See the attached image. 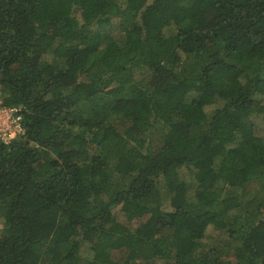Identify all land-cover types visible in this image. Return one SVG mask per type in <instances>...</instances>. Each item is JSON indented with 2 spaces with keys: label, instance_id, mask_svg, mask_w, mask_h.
I'll list each match as a JSON object with an SVG mask.
<instances>
[{
  "label": "trees",
  "instance_id": "obj_1",
  "mask_svg": "<svg viewBox=\"0 0 264 264\" xmlns=\"http://www.w3.org/2000/svg\"><path fill=\"white\" fill-rule=\"evenodd\" d=\"M0 99V264H264V0H0Z\"/></svg>",
  "mask_w": 264,
  "mask_h": 264
},
{
  "label": "built area",
  "instance_id": "obj_2",
  "mask_svg": "<svg viewBox=\"0 0 264 264\" xmlns=\"http://www.w3.org/2000/svg\"><path fill=\"white\" fill-rule=\"evenodd\" d=\"M20 109L0 102V143L8 145L24 133Z\"/></svg>",
  "mask_w": 264,
  "mask_h": 264
},
{
  "label": "rangeland",
  "instance_id": "obj_3",
  "mask_svg": "<svg viewBox=\"0 0 264 264\" xmlns=\"http://www.w3.org/2000/svg\"><path fill=\"white\" fill-rule=\"evenodd\" d=\"M152 0H149V2H151ZM110 32L113 34V38L114 40L120 42L122 39H123V33L121 32H118V30L116 29V25H114L111 29H110ZM193 67V60L190 58V59H187L185 62H183L181 65H179L178 67H175V70L176 71H186V73H188ZM136 80H139L138 78H136ZM146 81V79H145ZM0 102H1V99H0ZM264 128V123H261L259 125V129H262L261 132H263V129ZM161 136L160 134H154V135H151L149 138H148V147L151 149V151L153 152H158L161 148ZM251 188H256L257 186L256 185H252V186H249ZM118 214V217L120 219L123 220V217H122V214L120 213H117ZM138 223H141V221H138ZM137 223V224H138ZM137 224L135 226H137ZM207 236H206V239H205V242H207V244L209 245H215V238L217 236V231L216 230H213L212 227H209L207 229ZM86 254H88L86 252ZM91 256V254L89 255ZM117 256V254H116Z\"/></svg>",
  "mask_w": 264,
  "mask_h": 264
}]
</instances>
